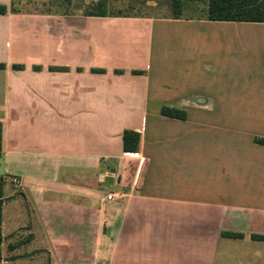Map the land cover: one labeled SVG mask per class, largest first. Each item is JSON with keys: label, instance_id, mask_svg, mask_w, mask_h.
Listing matches in <instances>:
<instances>
[{"label": "crops", "instance_id": "1", "mask_svg": "<svg viewBox=\"0 0 264 264\" xmlns=\"http://www.w3.org/2000/svg\"><path fill=\"white\" fill-rule=\"evenodd\" d=\"M13 1L1 264H264V23L209 21L207 3L174 18Z\"/></svg>", "mask_w": 264, "mask_h": 264}, {"label": "trees", "instance_id": "2", "mask_svg": "<svg viewBox=\"0 0 264 264\" xmlns=\"http://www.w3.org/2000/svg\"><path fill=\"white\" fill-rule=\"evenodd\" d=\"M140 2H167L172 9V16L180 18L186 5L194 2H206L208 6L206 18L215 22H255L264 23V0H134ZM17 0L12 3L13 12L20 11L16 8ZM105 1H99L90 5L91 12H86V16H106ZM8 8L0 5V14H6ZM4 65L0 64V68ZM164 117L186 120L187 113L178 109L164 107L161 111ZM141 136L138 132L127 130L123 136V148L127 153H136L139 150ZM256 143L264 145V139H256ZM3 126L0 123V156L2 153ZM3 205L0 191V264L2 263V244H3ZM264 240V237H256Z\"/></svg>", "mask_w": 264, "mask_h": 264}, {"label": "rangeland", "instance_id": "3", "mask_svg": "<svg viewBox=\"0 0 264 264\" xmlns=\"http://www.w3.org/2000/svg\"><path fill=\"white\" fill-rule=\"evenodd\" d=\"M105 1L109 14L119 15H155L158 17L172 15V9L167 2H140L134 0H17L16 8L31 10L35 8H46L54 10H66L70 13L91 12L90 5L95 2ZM206 2H194L186 5L183 17L200 18L205 17L204 6ZM193 4L196 7L193 8ZM7 258V256H6Z\"/></svg>", "mask_w": 264, "mask_h": 264}, {"label": "built area", "instance_id": "4", "mask_svg": "<svg viewBox=\"0 0 264 264\" xmlns=\"http://www.w3.org/2000/svg\"><path fill=\"white\" fill-rule=\"evenodd\" d=\"M11 183L16 187L20 188L21 187V180L18 177H12L11 178ZM116 199V194L115 193H110L107 197L108 201H114Z\"/></svg>", "mask_w": 264, "mask_h": 264}]
</instances>
